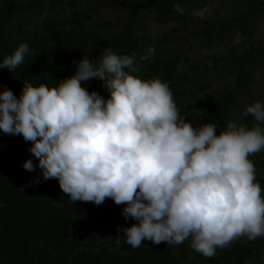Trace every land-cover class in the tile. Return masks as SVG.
<instances>
[{
	"label": "trees",
	"instance_id": "trees-1",
	"mask_svg": "<svg viewBox=\"0 0 264 264\" xmlns=\"http://www.w3.org/2000/svg\"><path fill=\"white\" fill-rule=\"evenodd\" d=\"M206 4L203 16L194 14ZM109 8L116 19L106 14ZM151 23L160 30L157 45L146 32ZM236 35L243 41L235 42ZM171 36L175 43L166 44ZM22 42L30 48L24 65L0 69V91L7 85L18 98L25 80L53 86L72 75L84 55L98 61L111 48L139 57L154 46L135 74L169 82L180 115L193 126L225 128L237 104L243 113L264 101L252 96L255 87L264 92V0H0V62ZM81 83L110 95L99 78ZM241 121L255 123L251 114ZM30 145L0 130V264H264V237L252 245L240 236L211 257L194 250L190 239L117 245V226L136 223L121 214L124 205L111 198L99 205L71 201L57 178L33 183L41 170L23 167L28 158L38 160ZM249 158L264 188L262 150Z\"/></svg>",
	"mask_w": 264,
	"mask_h": 264
},
{
	"label": "clouds",
	"instance_id": "clouds-1",
	"mask_svg": "<svg viewBox=\"0 0 264 264\" xmlns=\"http://www.w3.org/2000/svg\"><path fill=\"white\" fill-rule=\"evenodd\" d=\"M155 51L149 46L137 57L104 48L98 61L84 55L53 86L25 80L19 98L5 85L0 130L31 141L38 160L28 158L23 167L40 168L33 183L57 178L71 201L123 204L121 214L136 223L117 226V245L190 239L194 250L211 257L240 236L264 237V188L249 158L264 149V101L243 110L254 117L252 126L239 119L224 130L213 122L193 126L180 115L169 82L135 74ZM29 52L20 43L0 69L24 65ZM92 78L103 81L108 97L82 86Z\"/></svg>",
	"mask_w": 264,
	"mask_h": 264
},
{
	"label": "rangeland",
	"instance_id": "rangeland-1",
	"mask_svg": "<svg viewBox=\"0 0 264 264\" xmlns=\"http://www.w3.org/2000/svg\"><path fill=\"white\" fill-rule=\"evenodd\" d=\"M219 10H222V9H219ZM107 11L109 13H106V14L108 16H110V13L112 12L111 9L109 8V9H107ZM117 16H118V14H117V11H116L115 13H112V15L110 17L113 18V19H116ZM146 30H147L146 32L150 34L151 44L157 45V44L161 43V42H159V36H158L160 34V30L158 29V27L156 26V24L151 23L147 27ZM234 41L235 42H241V41H243V39H242V37L236 35L235 38H234ZM172 42L175 43V37H173V36L168 37L166 44L172 43ZM260 78H262V75H259L257 77V79H260ZM214 88L216 89L217 86H214ZM252 96L258 97V98L264 100V92L261 91L260 89H257L256 87H255V89L252 92ZM188 97L191 100V98H190L189 95H188ZM241 117H242L241 108L237 104V106L235 107V109L233 110V112L231 113V115L229 116V120L230 119H239V120H241ZM225 128H222V129H219V130H224ZM262 156L264 157V149H262ZM185 256H186V258L189 259L190 258V252L189 251H188V253L186 252ZM199 263H200L199 261H197V260L195 261L194 260L192 262L190 261L189 264H199Z\"/></svg>",
	"mask_w": 264,
	"mask_h": 264
},
{
	"label": "water",
	"instance_id": "water-1",
	"mask_svg": "<svg viewBox=\"0 0 264 264\" xmlns=\"http://www.w3.org/2000/svg\"><path fill=\"white\" fill-rule=\"evenodd\" d=\"M258 239H259V237H257V238L254 240L253 245H255V244L257 243Z\"/></svg>",
	"mask_w": 264,
	"mask_h": 264
}]
</instances>
